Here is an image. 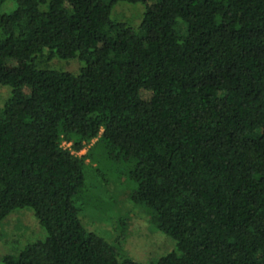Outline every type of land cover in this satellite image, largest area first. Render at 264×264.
<instances>
[{
	"label": "trees",
	"instance_id": "1",
	"mask_svg": "<svg viewBox=\"0 0 264 264\" xmlns=\"http://www.w3.org/2000/svg\"><path fill=\"white\" fill-rule=\"evenodd\" d=\"M5 2L0 222L28 208L45 235L0 264H143L79 219L97 142L174 243L150 264H264V0Z\"/></svg>",
	"mask_w": 264,
	"mask_h": 264
},
{
	"label": "rangeland",
	"instance_id": "2",
	"mask_svg": "<svg viewBox=\"0 0 264 264\" xmlns=\"http://www.w3.org/2000/svg\"><path fill=\"white\" fill-rule=\"evenodd\" d=\"M10 6L5 2L0 11H6ZM144 6L143 3L117 2L110 15L115 20L135 26ZM53 63L54 68L69 72H75L78 67L75 59L54 60ZM8 95L9 87L0 85V106ZM86 149L84 185L76 196L83 227L114 246L119 257L143 264H150L173 250V241L152 223L150 210L130 200L134 183L126 177L127 166L111 161L100 142ZM83 152L84 149L78 153ZM44 235V229L30 209H15L0 222V255L15 253L24 244L42 239Z\"/></svg>",
	"mask_w": 264,
	"mask_h": 264
}]
</instances>
